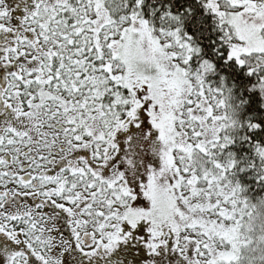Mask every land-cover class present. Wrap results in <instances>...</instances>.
Returning a JSON list of instances; mask_svg holds the SVG:
<instances>
[{
  "label": "snow or ice",
  "instance_id": "6c2138e0",
  "mask_svg": "<svg viewBox=\"0 0 264 264\" xmlns=\"http://www.w3.org/2000/svg\"><path fill=\"white\" fill-rule=\"evenodd\" d=\"M0 264H264V0H0Z\"/></svg>",
  "mask_w": 264,
  "mask_h": 264
}]
</instances>
